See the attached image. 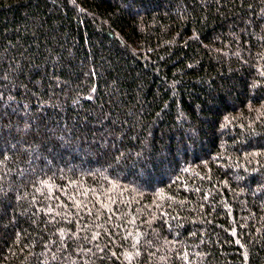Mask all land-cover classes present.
<instances>
[{
  "label": "trees",
  "instance_id": "16d2710c",
  "mask_svg": "<svg viewBox=\"0 0 264 264\" xmlns=\"http://www.w3.org/2000/svg\"><path fill=\"white\" fill-rule=\"evenodd\" d=\"M0 264H264V0H0Z\"/></svg>",
  "mask_w": 264,
  "mask_h": 264
},
{
  "label": "snow or ice",
  "instance_id": "6c2138e0",
  "mask_svg": "<svg viewBox=\"0 0 264 264\" xmlns=\"http://www.w3.org/2000/svg\"><path fill=\"white\" fill-rule=\"evenodd\" d=\"M93 239H95V237H93ZM53 259H56V257H55V256H53Z\"/></svg>",
  "mask_w": 264,
  "mask_h": 264
},
{
  "label": "rangeland",
  "instance_id": "374dc122",
  "mask_svg": "<svg viewBox=\"0 0 264 264\" xmlns=\"http://www.w3.org/2000/svg\"><path fill=\"white\" fill-rule=\"evenodd\" d=\"M88 153H86V155H87ZM142 179V178H141Z\"/></svg>",
  "mask_w": 264,
  "mask_h": 264
}]
</instances>
